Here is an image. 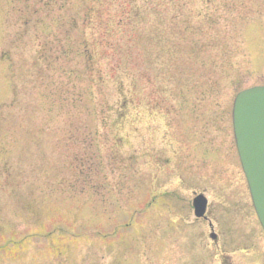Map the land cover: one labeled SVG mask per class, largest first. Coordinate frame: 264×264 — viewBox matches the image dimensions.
<instances>
[{
    "label": "rangeland",
    "instance_id": "1",
    "mask_svg": "<svg viewBox=\"0 0 264 264\" xmlns=\"http://www.w3.org/2000/svg\"><path fill=\"white\" fill-rule=\"evenodd\" d=\"M149 1L0 0V264H264L233 128L264 84V0ZM103 9L123 32L101 59L139 76L129 120L91 102Z\"/></svg>",
    "mask_w": 264,
    "mask_h": 264
},
{
    "label": "trees",
    "instance_id": "2",
    "mask_svg": "<svg viewBox=\"0 0 264 264\" xmlns=\"http://www.w3.org/2000/svg\"><path fill=\"white\" fill-rule=\"evenodd\" d=\"M164 1L166 0H158L160 4H163ZM175 1L180 4H191L196 0ZM149 2V0H146L147 5H149ZM154 2L155 1H153V3ZM113 11V9H110L108 13L109 17L107 19L105 9L97 15L99 23L94 28L92 48L87 49V54L89 55L88 64L90 66V70L93 72L90 97L93 107L96 105L103 106L99 112L101 116H104L109 112H114L115 108L119 106L122 112L119 117L123 120H129L131 118V111L134 110L136 107L135 104L137 103L138 91L136 90V85L138 83L139 76L132 69H129L126 72H120L119 70H123V67H126L125 63L115 60L101 59L104 47H110L111 39L114 40L117 35H120L123 32L122 20H119L116 24L112 22L113 20L110 16L113 14ZM208 81L212 86L219 83L218 80H215L214 78H211ZM105 108H108V111ZM126 122L127 121L115 123L114 126L116 128H120L125 125ZM96 135L101 137L99 133H96ZM115 135L118 136V134ZM91 159L93 158L85 156L81 161V165L85 167L86 165L91 164V162H89ZM89 169H91V172L95 171L92 167H89Z\"/></svg>",
    "mask_w": 264,
    "mask_h": 264
},
{
    "label": "water",
    "instance_id": "3",
    "mask_svg": "<svg viewBox=\"0 0 264 264\" xmlns=\"http://www.w3.org/2000/svg\"><path fill=\"white\" fill-rule=\"evenodd\" d=\"M234 122L241 159L264 227V87L239 95L234 107ZM198 205L202 215L206 205ZM212 238L216 239V235Z\"/></svg>",
    "mask_w": 264,
    "mask_h": 264
},
{
    "label": "flooded vegetation",
    "instance_id": "4",
    "mask_svg": "<svg viewBox=\"0 0 264 264\" xmlns=\"http://www.w3.org/2000/svg\"><path fill=\"white\" fill-rule=\"evenodd\" d=\"M216 171V170H215ZM215 171L214 172H210L209 174H213V173H215ZM242 174V173H241ZM238 180V179H237ZM243 180V179H242ZM239 181V180H238ZM243 182H244V180H243ZM237 189L238 188H236L235 189V191H237ZM234 192V191H233ZM232 194H234V193H232ZM229 195H230V192H229ZM232 198H233V196H232ZM210 199V198H209ZM209 209H210V203H209V205H208V209H207V219H204L205 221H207L208 222V224H209V226H211V225H213V223H212V221L209 219V217H208V213H209ZM214 226V225H213ZM257 250V249H256ZM260 252V251H259ZM252 255V254H251ZM250 255V256H251ZM246 256L247 257H249V253L248 254H246ZM227 259V258H226Z\"/></svg>",
    "mask_w": 264,
    "mask_h": 264
}]
</instances>
